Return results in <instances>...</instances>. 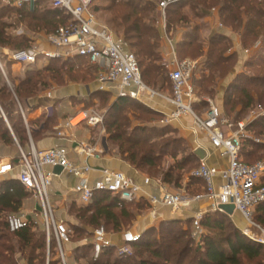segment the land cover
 Segmentation results:
<instances>
[{
  "label": "trees",
  "instance_id": "trees-1",
  "mask_svg": "<svg viewBox=\"0 0 264 264\" xmlns=\"http://www.w3.org/2000/svg\"><path fill=\"white\" fill-rule=\"evenodd\" d=\"M39 2L40 0H37L23 8L0 4V14L5 15L8 12L15 18V24H7L3 22L8 17L7 14L4 17L0 15V48L15 51L31 47L29 38L13 35L8 31L9 28H15L17 24H24L30 31L43 29L48 34L70 23L71 18L68 14L50 7L40 8ZM212 8H217L219 21L224 30H215L208 36L206 41L208 47L204 54L206 61L203 67H206L209 73L208 75L202 73L200 78L194 81V85L199 87V92L203 91L211 95L213 86L217 85L216 80H224L233 69L237 51L228 53L232 42L226 34L227 28L239 33L240 46L244 49L257 42L261 43L255 53L256 63L253 62L254 60L246 62L247 66L256 65L258 69L251 74L242 71L235 75L225 90L224 106H228V113L234 111V117L231 118L237 121L240 114L248 113L257 105L264 109V0H179L166 8V29L169 31L171 27L180 23L190 27L189 13L193 18H199L208 15V11ZM155 9L156 5L149 0H114L108 7L110 22L120 29L122 33L120 36L126 42L128 49L136 55L144 84L158 92L169 88L171 92L169 69L162 54V37L157 27ZM193 30L187 32L183 39L177 42L181 56L190 55L195 58L203 54L202 45L193 44L194 40L200 41L196 35L197 26ZM249 41L250 44H248ZM3 61L13 86L8 87L0 73V106L7 119L5 121L0 113V147L13 146L17 142L23 151L28 142V134L34 137V129L42 131L47 130L48 126L52 128L56 123L57 115L55 113L50 116L41 115L34 120H28L25 124L18 105L21 107L22 104L25 105L28 112L35 108V106L29 107L30 101L50 85V80L62 82L64 77H67L71 81H82L87 84L90 80H95L97 71L96 67L89 64L86 59L75 55L67 59H50L42 67L28 65L24 69L23 77L15 78L11 76V61L7 56L3 58ZM110 92L113 94L112 91ZM131 102L135 103L131 104L128 111L130 114H121L123 107ZM137 104L135 99L115 95L108 117L104 118L105 133L107 139L117 147L120 157L135 169L141 173H144L142 170L146 168L149 173L157 172L166 156L174 157L173 150L170 153L167 152L173 146L166 140L159 141L151 136L158 131V126L132 122L131 116L145 119L143 115L137 113V110L143 111ZM208 105L206 100L200 99L193 107L195 112L203 113ZM22 109L24 111L23 107ZM27 112L24 111L25 116ZM161 129H163L162 126L159 131ZM247 131L252 133V137L263 138L262 143H255L251 137L243 140L242 158L250 163L249 157L258 149H264V116L250 122L247 125ZM180 141L185 140L180 138ZM191 161H195V158L188 152L182 157L177 167L183 169ZM186 172L190 176L189 185L201 183L199 178L189 174V170ZM171 177V172L166 171L159 179L163 183H170ZM179 180L180 175H177L174 183L177 184ZM196 192L191 190L190 194H196ZM28 195L29 192L19 183L16 176L1 180L0 239L5 237L8 242L11 236L15 244L0 243V264H20L13 256H8L9 253L14 255L15 248L20 252L25 264H61L52 233L48 245L46 234L41 226H28L11 232L6 218L3 220L5 213L19 214L22 202ZM117 199V196L109 193L98 192L91 203L81 204L75 210L74 217L84 223L85 226L80 224L82 229L83 227L89 229V232L86 231L89 238H92L93 230L103 224L105 228L106 225H111L110 229L106 228L108 232L121 231L122 220L133 217L134 209L140 210L141 204H144L146 208L149 207L142 199L123 203L119 207L116 204ZM74 206L72 204L71 208ZM255 212L256 220L264 226V202L255 207ZM228 217L221 211L206 212L201 220V226L203 230H206L200 245H194L195 240L191 237L189 228L179 226L182 223H189L192 227L191 219L184 221L173 219L161 221L159 227L151 226L140 234L139 241L132 245L135 254L131 256L116 253L113 257L116 250L114 247H109L105 248L97 259H94L90 242L80 246L79 251L85 249L90 252L91 258L85 264H242L243 257L254 260L256 264H264L263 248L255 242L249 244L238 231L229 229L223 220ZM163 225L166 226L163 227ZM1 228L5 233H1ZM157 231L158 236H155ZM47 251L51 254L49 259L46 258ZM145 254L147 256H144ZM79 257L85 258L86 254ZM125 259H131L132 262L124 263ZM67 264L82 263L67 258Z\"/></svg>",
  "mask_w": 264,
  "mask_h": 264
},
{
  "label": "built area",
  "instance_id": "built-area-1",
  "mask_svg": "<svg viewBox=\"0 0 264 264\" xmlns=\"http://www.w3.org/2000/svg\"><path fill=\"white\" fill-rule=\"evenodd\" d=\"M36 1L0 0V4L23 8ZM90 1L51 0L50 8L62 10L71 18L68 25L60 26L47 34L46 39L54 47L53 50L41 49L36 45L15 51H9L4 47L0 48V73L8 87L12 88L13 84L5 69L3 61L5 56L11 61V67L14 64L26 67L28 65L36 66L39 59L49 61L50 59H67L77 55L96 67L95 82L98 88H106L118 97L135 100H142L145 95L151 97L159 95L144 84L136 55L128 49L122 37L115 35L108 27L95 21L94 15L88 11ZM176 1L179 0H159L156 4L161 15L163 29L166 8ZM216 25L218 30L223 29L220 21H217ZM260 44L257 42L252 50L258 49ZM171 47L170 58L164 60L169 69L171 81L169 100L173 104V109L166 114L164 121L169 123L185 116H191L190 132H203L215 149L222 150L228 157L227 168L220 170L201 160L191 175L204 182L203 192L183 194L171 192L160 186L158 192L152 194L146 192L141 184L121 171L103 169L98 179L90 181L89 174L92 167L86 161L84 163L71 161L65 146L57 145L43 150L31 147L28 152L19 148L16 159H0V182L8 174L17 170V180L37 199L40 207L30 215L9 214L6 217V222L11 232L28 226H41L46 234L48 245L51 233L53 234L61 264H67L62 246L70 242L69 230L63 220L55 219L49 199V189L53 178L58 176L54 172L56 166H60L62 172L77 178L71 192L83 205L91 203L94 195L98 192L117 196L116 204L119 207L123 203L146 198L152 214L155 213L157 206L177 211L187 209L194 202L206 200L209 204V211H220V205L232 204L235 211L240 212L249 223L253 224L252 211L258 204L264 202V160L247 163L242 158L241 150L245 138L251 137L255 143L263 142L259 137L248 135L247 125L264 116V109L257 105L248 112L246 119L235 121L207 99L208 108L202 114H197L193 105L200 99L196 95L191 81L194 63L188 59L179 60L174 47ZM252 50L244 49L242 52L245 56H249ZM44 96L51 98L52 91H45ZM18 107L25 124H27L22 107L20 105ZM47 112L52 113L53 106H49ZM0 113L7 121L1 107ZM82 123L100 128L102 131L105 130L103 113L80 110L56 126L57 134L62 136V129L76 127ZM76 143L74 149L79 155L91 157L96 156L99 151L97 144L91 139L78 140ZM218 176L222 179V183L216 186L215 179ZM151 182L152 178L144 176L143 185H149ZM203 215V212H196L192 216V235L199 242L204 233L201 226ZM251 238L264 251V229L261 230L259 236ZM139 239V234L126 230L121 234V241L115 243L106 228L100 225L93 230L91 241L93 258L97 259L101 252L109 247H114L121 255L130 253V247Z\"/></svg>",
  "mask_w": 264,
  "mask_h": 264
},
{
  "label": "rangeland",
  "instance_id": "rangeland-1",
  "mask_svg": "<svg viewBox=\"0 0 264 264\" xmlns=\"http://www.w3.org/2000/svg\"><path fill=\"white\" fill-rule=\"evenodd\" d=\"M114 0H91L89 5H88V11L90 13H92L94 15V19L98 24L104 25L106 27H108L115 35H122L120 29H118L117 27H114V25L110 22V12L108 11V7L112 4ZM151 2H153L155 5L157 4V2L159 0H149ZM51 6V0H40L39 2V7L40 8H44V7H50ZM3 13V11L1 12ZM155 13L157 14V27L158 29L161 31V29L163 28V23H162V19H161V15L159 10L157 9V5H156V9H155ZM7 14V18L4 19L5 23L7 24H15V18L13 17V15L11 13H6ZM5 14V15H6ZM1 16H5L3 14H0ZM189 19H190V23L189 26L187 27V25H184L182 23L174 25L173 27H171V29L169 31H167L166 29V13H165V21H164V33L163 35H161L162 37V41H166V43H169L167 41V39H171L172 43L174 44V50L176 52L177 58L180 60L183 59H188L191 60V62L194 63V67H193V71H192V83L194 85V81L199 79L201 74L204 73L205 75H208L209 70L206 67H203L204 62L206 61L205 58V52L207 51V44L206 41L208 39V36L211 34V32L218 30L217 26L215 27L213 25V20L214 17H217V21H219V16L217 13V8H212L208 11V15L203 16V17H197V18H193V16L189 13ZM195 26H197V31H196V35L199 38L200 41H193V44L197 45V44H201L203 47V54L197 56V57H191L190 55H185V56H181V54H179L178 52V47H177V42L181 41L183 39V37L185 36V34L187 32H191ZM162 27V28H161ZM224 28V27H223ZM224 30V29H223ZM222 30V31H223ZM227 30H229L233 35L237 37L238 43L240 45L239 42V33H235L233 32L230 28H227ZM9 32H11L13 35H23L26 36L27 38H29L30 40V46H33L37 43H35V41H33V39H35V37L38 36V34H43L46 33L45 30L41 29V30H37V31H30L28 29H26V26L17 24V26L15 28H9L8 29ZM194 31V30H193ZM219 31V30H218ZM161 34V33H160ZM203 40V41H202ZM205 40V41H204ZM32 41V42H31ZM231 48L228 50V53L230 52H234L237 51V49H235L234 47V41L231 40ZM251 42L249 41L248 44H250ZM170 45V44H169ZM255 45L245 48V49H253ZM260 48V47H259ZM239 51H237V57H236V62L233 66V69L231 70V72L228 74V76L224 79V80H216L217 81V85L213 86V93L211 95L207 94L206 92H199V87L194 85L195 88V93L196 95L199 97V99H204V100H211L212 103L214 105H218V100L219 102L221 101V103L219 104V108L226 113L229 117H234V111H230V113H228L227 111V107L224 106V97H225V90L227 88V84H230V82H232V80L234 79V75L239 74L240 72L244 71L246 73L251 74L252 72H255L258 67L256 65L254 66H247L246 62L248 60H254L253 62L256 63L255 61V53L257 51V49H255L254 51L252 50L251 53L249 54V56H242L240 55V53L244 50V48H242L241 46H239L238 48ZM170 51H172V47L170 45ZM240 52V53H239ZM258 63V62H257ZM262 64V63H261ZM36 66H40L39 63H37ZM24 67H21V72L23 74L24 72ZM19 74V73H18ZM232 77L231 79H229V83H228V78ZM11 81V80H10ZM95 80H90L87 84L83 83L82 81H71L69 80L67 77H64V81H58V80H50V85L45 89L47 90H54L55 88H57L58 90L60 89H65L68 88V86L74 85V84H84L87 85L90 88V90L86 93H84L83 96H79V97H70L69 100H65L63 103V107L60 110V114L59 117L62 118H67L69 115L75 114L76 112L80 111V110H89L90 112H98V113H103L104 114V118L108 117V111L110 108V105L112 104V102H114L115 100V95L114 92L113 94L107 90L106 88H98V87H94L93 86V82ZM209 86V85H208ZM72 87V86H71ZM153 90V89H152ZM155 91V90H153ZM158 94H164L167 97L171 96V92H170V88L169 89H165L163 91H155ZM156 96V95H155ZM218 97L217 103H216V98ZM221 97V98H220ZM150 96L149 95H145L144 98H142V100H137V106H139V108H141V110H137L138 114L143 115V117H145V119H139V118H135L133 116H131V120L132 122H134V124H147L149 126H158V131L153 133V135H151L153 138H155L156 140H163L166 142H170V144H172L173 147H170L167 152L170 153L171 150H173V154L174 157H170L169 155L166 156L162 162L161 167L159 168V170H157V172L153 171L151 173L148 172L147 168L143 169L142 171L144 172L143 174L150 177V178H160L164 172L166 171H170L172 174L171 177V182L167 183L169 189L172 192H176V193H183V194H190V191H187L186 186L188 184L187 181V170H189V174L195 170L198 166V162L196 161H191L189 163H187L184 168L182 169L181 167H177L180 165V161L182 159V157L188 153L190 151V148L188 147V143L185 140L184 142L180 141V138H183L182 136V129H180V127H175L174 124H171V122H166L164 121L166 118V114L161 112L160 109H158L157 107L154 106V103H152V101L149 100ZM149 100V101H148ZM135 103V102H134ZM134 103H128L126 104L123 108V110L121 111V114H130L128 111L130 110L131 106ZM132 104V105H131ZM1 107V106H0ZM22 107L24 108V111L27 112V110L25 109V105L22 104ZM3 111V110H2ZM197 114H200L202 112H196ZM248 116L247 112H244L242 114H240L238 116V120H243L246 119ZM84 124V123H83ZM104 125V124H103ZM161 126L163 127V129H161L159 131V129L161 128ZM48 129L50 130V126H48ZM92 132V136H95V138L99 141H102V137H107L105 130L102 131L100 128H93ZM248 135H251L252 133L247 132ZM150 136V137H151ZM261 139V137H260ZM263 139V138H262ZM112 143V142H111ZM105 144V141H104ZM113 144V143H112ZM114 145V144H113ZM176 147V148H175ZM178 147V149H177ZM174 148V149H172ZM2 147H0V152H1ZM264 160V149H258L256 151V153H254L253 155H251L248 159V161L250 163H255L258 161ZM177 167V168H176ZM180 175V180L178 181L177 184L174 183V179L176 178V176ZM196 183H194V187H195ZM197 193V192H196ZM75 206L73 208H71V206L66 205L65 207V220L64 222L67 225V228L70 232V242L64 246H62L65 254L67 255V257L71 256V261H76L78 263H87L88 260H90L91 256H90V252L85 250V249H80V243L83 242L84 240H87L89 242L90 238L87 235V232H89V229L85 227H83V229L80 227L82 224L84 225V223L80 220L74 217V212L75 210L78 209L77 204H74ZM141 209L137 210L135 212V214L133 215V217L131 218H124L122 220V230L126 231V230H132V225L133 223L138 219V215H144L147 211H146V206L144 204H141ZM64 212V211H63ZM12 213H5L3 215V220H5V218ZM54 216L55 219L58 221L59 218V212L55 211L54 212ZM256 216V212H255V208L252 211V222L253 224L249 223L239 212H235L231 217H228L224 220V224L226 226H228L229 229H233L238 231L242 236H244L247 240V242L249 244H254V241L251 237H257L261 234V230L264 229V226L261 225L255 218ZM184 221V219H181ZM81 224V225H80ZM154 226H158L159 227V223L158 222H154ZM104 225V224H103ZM85 226V225H84ZM166 225H163V227ZM179 226H184L186 228H189L191 231V237L195 240V244L194 245H200V242L196 240V238L193 237L192 235V227L189 223H182V225ZM107 229L111 228V225H106ZM173 228V227H172ZM161 230V227L159 228ZM206 230V229H204ZM1 233H5V231L1 228ZM213 233H217V231H213ZM225 233V232H224ZM155 236H158V231L155 232ZM89 238V239H87ZM0 243L1 244H5V245H10V244H15L13 237L10 236V240L7 242L5 237L0 239ZM116 251L113 254L114 255L117 253L119 254V252L117 251V249H115ZM130 253H126V254H122V255H133L135 254L133 247H130ZM85 258H80V255H85ZM121 255V254H120ZM8 256H13L14 259L16 261H18L20 264H23V260H22V256L20 254V252H18V250L15 248V252L14 255H12V253H9ZM51 256V254L47 251L46 252V258L49 259ZM144 256H147L146 254ZM113 259V258H112ZM124 263L127 262H132L131 259H125L123 261ZM242 264H256V262L254 260L248 259L247 257H243L242 259Z\"/></svg>",
  "mask_w": 264,
  "mask_h": 264
},
{
  "label": "crops",
  "instance_id": "crops-1",
  "mask_svg": "<svg viewBox=\"0 0 264 264\" xmlns=\"http://www.w3.org/2000/svg\"><path fill=\"white\" fill-rule=\"evenodd\" d=\"M213 21H214L213 25L216 27L217 17H214ZM160 33L161 35H163L164 33L163 28L161 29ZM226 34L231 38V40L234 41V47L235 49H237V51H239L238 48L240 45L238 43L237 37L232 36L233 34L229 30L226 31ZM46 36L47 33L38 34V36L35 37L33 41H35V43H37L35 45L40 47L41 49L53 50L54 47L47 41ZM169 40H167L169 43H166V41H162V52H163L162 54L165 60H168L170 58V52H171L170 45L174 46L171 39ZM240 55H242L243 57L245 56L243 52H241ZM37 63H39L40 66H35V67H42L46 65L48 61L39 59ZM21 67L22 65L14 64L11 67V76L15 78L23 77L24 72L23 74L20 73ZM25 68L26 67H24V69ZM231 78H232L231 76L228 78V83H229V79ZM93 86L97 87V83L95 81L93 82ZM90 88L91 87L84 84H74V85L70 84L68 88L65 89L58 90L57 88H55L54 90H51L53 95L51 98L44 96V92L46 91L44 90L43 92L39 93L37 97L32 99L30 101L29 107L31 108L32 106L33 107L35 106V108L30 111L28 110L26 116L27 121L34 120L40 117L41 115H45V114L50 116L53 113L57 115V119H56V123L52 128H50V130L47 129L40 131L38 129H34V137L29 133L28 142L26 143L24 150L28 152L31 147H34L35 149L38 150H43L57 145L65 146L68 149V157L71 161L75 163H84L86 161L92 167V171L89 174L90 181H94L95 179H98L101 176V170L109 169V170L121 171L125 173L133 180H135L138 184H141L143 186V189L148 193L156 194L158 192V187L160 186L171 191L167 183H163L159 178H152V182L149 185H143V178L146 175H144L143 173L135 169L132 165H130L128 162L123 160L118 153L117 147L113 145L111 141L107 139V137L106 138L102 137V141L98 142L95 136H92V132H91L93 128L95 129V127H91L82 123L76 127L62 129L63 132L62 136L61 135L59 136L57 134L56 126L62 123L66 119L59 117L60 110L63 107L64 101L69 100L70 97L72 96L74 97L83 96L84 93L90 90ZM169 99L170 97H167L164 94H159L152 97L150 96L149 100L152 101V103H154V106L160 109L161 112L168 114L173 109V104ZM217 100L218 97L216 98V103ZM220 103L221 101L219 102L218 100L217 103L218 107ZM49 106H53L52 113L47 112ZM171 124H174L175 127H180V129H182L183 139L187 141L188 147L190 148L189 153H191V155L194 156L196 162L199 163L201 160H204L208 165L216 167L220 170L227 168L228 157L224 154L222 150L215 149L210 144L208 137L203 132H197V133L190 132V128L192 125L191 116H185L179 120H173L171 121ZM87 139H91L97 144V149L99 151L96 154V156L85 157L83 155H79L76 153L74 149L77 144L76 141L87 140ZM19 148L22 149V147L17 142L13 146L3 147L0 152V159H16L18 156ZM16 174H17V170H14L10 174H8L7 177H13L16 176ZM57 175L58 176L53 178L52 185L50 186L49 199L53 207V212L58 211L59 220L64 221L65 220L64 213H65L66 205L71 206L72 204H77V205H81V204L78 201L76 195L71 192L72 187L77 182V178L69 173H65L62 171L60 174ZM189 177L190 176L188 175L187 176L188 182H189ZM215 183L216 186L222 183V179L220 178V176H218L215 179ZM185 186L187 191L194 190L197 191L198 193L204 191L203 189L204 182L202 180L201 183L199 182L198 184L195 185V187L189 185V183ZM141 199L144 200L149 205V207L146 208L147 212L143 216L138 215V219L132 225L133 227L131 231L139 235L142 234L146 229L150 228L151 226H154L155 225L154 222L160 223L161 221H167L173 219H179V220L191 219L192 221V216L194 213L203 212L205 214L206 212H210L208 202L206 200H200L192 203L187 209H181L177 211H173L168 207L157 206L155 208V213L152 214L150 211V204L148 203L147 199L146 198H141ZM39 207L40 206L37 199L34 196H32L31 193H29V195L22 202V206L19 211V214L30 215L33 211L39 210ZM137 210L134 209V213ZM123 231L124 230L117 232H113V231L109 232V235L113 240V242L118 243L121 241V234ZM91 241L92 238H90L89 242L91 243ZM87 242H88L87 240H84L83 242L80 243V246L85 245ZM67 258L71 259V256L67 257L66 255V261ZM82 264L85 263L82 262Z\"/></svg>",
  "mask_w": 264,
  "mask_h": 264
},
{
  "label": "water",
  "instance_id": "water-1",
  "mask_svg": "<svg viewBox=\"0 0 264 264\" xmlns=\"http://www.w3.org/2000/svg\"><path fill=\"white\" fill-rule=\"evenodd\" d=\"M118 97V96H117ZM199 153V152H198ZM62 171V168L60 166H56L54 168V172L56 174H60ZM219 210L223 213H225L228 216H232L235 212L234 206L232 204H222L219 206Z\"/></svg>",
  "mask_w": 264,
  "mask_h": 264
}]
</instances>
